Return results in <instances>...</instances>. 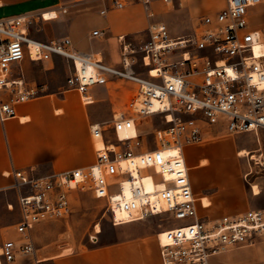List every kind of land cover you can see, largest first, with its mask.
<instances>
[{
	"label": "built area",
	"instance_id": "built-area-1",
	"mask_svg": "<svg viewBox=\"0 0 264 264\" xmlns=\"http://www.w3.org/2000/svg\"><path fill=\"white\" fill-rule=\"evenodd\" d=\"M131 1L153 16L148 8L154 0H110V5L123 8ZM258 2L226 0L223 8L200 15L190 36H171L161 22L150 23L148 39L138 45L118 36V65L106 63L101 52L75 49L68 37L31 36L34 15L0 18L1 121L15 114V105L41 92L26 83L22 62L59 56L70 65L65 88L74 89L84 103L91 101V86L115 77L134 85L136 95L128 103L133 113L157 115L164 125L142 131L133 116L119 112L109 122L90 124L93 164L47 175H36L31 168L13 170L10 186L20 211L14 229L20 240L3 242L0 257L9 262L23 254L38 263L31 230L41 221L67 216L74 190L103 199L112 225L164 216L156 231L161 264H210L224 250L264 238V208L214 220L198 213L182 152L212 126L228 133L264 129V54L254 51L261 40L248 21L249 8ZM102 33L95 29L91 37ZM126 130L133 133L120 136ZM200 205L207 206L201 200Z\"/></svg>",
	"mask_w": 264,
	"mask_h": 264
},
{
	"label": "crops",
	"instance_id": "crops-1",
	"mask_svg": "<svg viewBox=\"0 0 264 264\" xmlns=\"http://www.w3.org/2000/svg\"><path fill=\"white\" fill-rule=\"evenodd\" d=\"M225 4L226 0H171V4L165 5L161 0H154L148 8L153 16L148 17L147 10L136 1L123 8H114L110 0H0V18L54 11L53 19L43 20L47 22L44 29H58V35L44 33L41 37H33L40 40L68 37L75 49L101 52L106 63L111 64L109 40L114 41L119 53L118 36L133 44L142 33L148 34L147 28L152 22L164 23L170 34L178 35L182 28L194 24L200 15L213 13ZM102 10L103 14L100 13ZM178 16L183 18L184 25H176L175 18ZM248 21L254 28H264V4L256 3L249 8ZM72 26L75 40L71 37ZM95 29L103 32L101 37H91V31ZM77 43H83L85 48H78ZM255 51L259 52V47H255ZM55 57L59 56L45 62L52 65ZM26 62L30 61L25 60L21 64L24 78ZM109 81L115 83L107 79L91 86L88 90L91 101L87 103L81 101L74 89L56 86L45 92L46 84L40 83L37 87L30 83L41 92L15 105L13 116L0 120V191L11 188V173L15 169L31 168L36 175H47L94 163L96 157L89 126L100 123L97 101L102 102L107 110H112L115 102L113 95L118 91L113 85H108ZM4 98L0 92V100ZM114 114L111 111L110 120ZM213 128H205V135H209ZM217 149L219 155L215 149L197 151L188 145L182 151L193 194L200 200H209L206 207L197 205V211L210 220L224 215H238L252 208L249 195L235 181L232 169L221 172V156L227 151H223L221 146ZM201 156L205 157V163L197 162ZM226 176L232 179L227 181ZM131 225L117 229L118 234L112 240L98 241L95 233L90 235L91 244L84 249L58 253L53 247L35 245L33 231L41 233L45 229L44 224L37 223L31 230V238L38 263L18 254L9 262L0 257V264H161L156 231L138 223ZM10 239L17 242L20 235L15 231L10 233ZM237 263L240 262L232 264Z\"/></svg>",
	"mask_w": 264,
	"mask_h": 264
},
{
	"label": "rangeland",
	"instance_id": "rangeland-1",
	"mask_svg": "<svg viewBox=\"0 0 264 264\" xmlns=\"http://www.w3.org/2000/svg\"><path fill=\"white\" fill-rule=\"evenodd\" d=\"M258 4H264V0H260ZM94 6H91V8ZM38 14L34 15L35 21L28 29L29 34L35 37H41L44 33L48 36L58 35V29L51 27L44 29V25H47V22H43V20L53 19L56 13L54 11H45L41 13L43 18L38 16ZM182 19L181 16L175 18L177 26L184 25ZM198 19L199 17L194 24L182 28L178 35L190 36L197 25ZM252 28L259 32L260 40H264V28H254L253 26ZM73 32L74 28L72 26L71 37L75 40L76 37H74ZM171 36L176 35L171 34ZM146 39H148V34L146 32L142 33L141 36L134 40L133 45H138ZM109 43L111 45L109 61L113 65H118L120 55L117 46L112 40H109ZM77 44L78 48H85L83 43ZM69 67V63L61 57H55L52 65L49 62H26L24 68L25 81L29 83H27L28 85L32 83L37 87H39L40 83L46 84L45 92L56 86H65ZM135 70L145 74V69L140 65H136ZM107 79L115 82L109 81L108 85H113V88L118 91L113 95L115 102L111 110L116 116L119 112H126V114L133 116L135 123L142 131H152L154 128H162L164 126L157 115L138 117L130 110L128 103L136 95L135 87L132 83L129 84L130 82L111 76L103 78V80ZM96 103L99 110L98 120L100 122H109L111 111L107 110L108 108L102 102L97 101ZM213 127L217 128L214 129ZM210 128H213V131L209 135H205L203 132L201 141L191 143L188 147L197 151H203L206 148H211L212 151L215 149L217 151L216 154L219 155L220 152L217 148L221 146L223 151L228 152L222 153L221 172L231 168L235 181L249 195L252 203L251 207L254 209L264 208V129H258L257 132L228 133L220 126H212ZM132 133V130H126L119 134L120 136H125ZM242 149L247 152L244 156L239 154ZM203 158L205 157H199L197 162L205 163L206 161ZM225 179L229 181L232 177L226 176ZM253 185L259 189V193L256 195L252 193ZM16 198L17 194L13 187L0 191V246L3 242L10 239V233H15L14 224L19 220L20 216ZM196 198L197 205H200V197ZM208 201L206 198L201 200L203 204H207ZM7 205H11V207L8 208ZM163 220L164 216L159 215L139 221L112 225L103 199H96L86 191L74 190L70 195L69 214L63 218L39 222V224L45 225V229L41 233H34L33 231V238L37 247H53L58 253H64L84 249L91 244L90 235L95 233L98 241H108L116 237L118 234L117 229L132 226L131 224L134 223L158 231L161 229ZM96 224L99 227V231H96ZM236 262H240L239 264H264V238H260L250 245L229 248L210 258V264H232Z\"/></svg>",
	"mask_w": 264,
	"mask_h": 264
},
{
	"label": "bare ground",
	"instance_id": "bare-ground-1",
	"mask_svg": "<svg viewBox=\"0 0 264 264\" xmlns=\"http://www.w3.org/2000/svg\"><path fill=\"white\" fill-rule=\"evenodd\" d=\"M255 47H259V52H256L255 51V48H254V51H255V53H262V54H264V40H261L259 43H257L256 44V46ZM100 144L98 143L97 144V146H99ZM247 152H246V150H244V149H242V150H240V152H239V154L241 155V156H244L245 154H246ZM145 184H146V186L148 187L149 186V182L146 180L145 181ZM126 190V189H125ZM252 193L253 194H258L259 193V189L255 186V185H253L252 186ZM203 200H204V198H202ZM97 226V225H96ZM95 226V227H96ZM96 231H99V227L97 226V228H96Z\"/></svg>",
	"mask_w": 264,
	"mask_h": 264
}]
</instances>
